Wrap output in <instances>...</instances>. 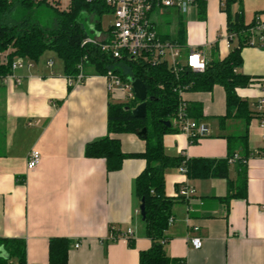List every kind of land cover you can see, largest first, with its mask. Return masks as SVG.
I'll list each match as a JSON object with an SVG mask.
<instances>
[{
  "label": "crops",
  "instance_id": "crops-1",
  "mask_svg": "<svg viewBox=\"0 0 264 264\" xmlns=\"http://www.w3.org/2000/svg\"><path fill=\"white\" fill-rule=\"evenodd\" d=\"M185 11L179 17L186 25L187 48L202 49L208 63L226 58L231 46L225 41L228 17L222 0H208L203 12L198 6ZM237 13H243L249 25L256 15L264 14V0H234L232 17ZM44 55L38 62L28 60L32 66L15 72L20 85L14 80L0 81V238L24 240L27 264H50L53 238L71 241L68 264H139L140 252L152 246L144 234L141 203L135 194L136 178L146 163L130 158L121 170L108 172L104 159L85 155L87 144L108 135L109 104L129 102L128 92H110L107 79L93 67L85 69L82 84L71 86L63 63ZM242 58L240 73L264 77V48L246 47ZM238 94L254 112L264 95L260 84L239 89ZM183 99L201 105L202 117L193 119L205 123L210 135L191 145L184 133L168 134L164 137L166 154L226 158L227 137L243 134L245 123L229 120L220 127L217 118L226 114L224 88L187 92ZM118 138L127 154L145 150L146 143L137 134ZM249 148L253 155L243 168L231 164L228 180H193L179 168L166 171V196H177L186 183L196 191L187 202L179 199L173 207L174 222L165 247L169 257L187 264H264V130L259 119L249 127ZM34 149L42 160L29 171L27 158ZM237 192L229 201L221 199ZM112 229L118 233L132 230L135 247L129 246V239L112 241ZM194 237L202 239V248L192 246ZM76 244L80 247L75 248Z\"/></svg>",
  "mask_w": 264,
  "mask_h": 264
},
{
  "label": "trees",
  "instance_id": "trees-1",
  "mask_svg": "<svg viewBox=\"0 0 264 264\" xmlns=\"http://www.w3.org/2000/svg\"><path fill=\"white\" fill-rule=\"evenodd\" d=\"M234 0H222L223 11L227 14V34L235 35L238 46L220 61H211L204 73H195L184 68L175 74L166 64L152 65L137 60L113 59L93 45L83 46V40L88 36L79 18L89 15L98 29L101 28V18L110 13L102 2L72 0L69 8L60 10V0H0V81L11 73L12 64L17 58L38 62L48 51L56 53L64 66L67 78L76 77L83 65L84 69L93 67L98 75H106L109 71L124 80H141L148 93L147 116L145 119L135 118L132 110L141 102L138 99L126 103H110L108 110V135L87 144L85 155L91 159H104L108 172L121 170L126 159L140 158L146 163L144 170L136 178L135 194L140 203L145 201L146 216L142 221L144 234L151 239L149 250L140 252L139 264H187L185 260L168 256L166 244L167 231L173 218V207L181 199L178 196L168 197L165 194L166 171L174 168H185L188 179H229L230 160L240 155L237 163L243 168L244 162L253 155L249 148V127L254 119H261L252 110V105L239 94V89L252 88L264 81V77L247 76L240 73L243 67L242 50L250 46L254 36L252 29L254 21L245 24L243 13L232 17L231 6ZM48 5L57 15L56 24L45 28L33 20V11L37 6ZM206 2L199 1L200 12L205 9ZM21 7L29 17L14 26L6 25L5 18ZM182 48L186 49L187 31L183 18L180 16L175 36L165 35ZM234 41V40H233ZM232 41V42H233ZM9 54L5 55L7 52ZM5 55V56H4ZM216 86H221L226 94V114L218 117L220 127L224 128L229 120H240L245 123V131L239 136L227 137L229 154L224 159H186L170 157L165 152L164 137L179 133L173 122L180 105V91L211 92ZM191 118L202 117V107L185 101ZM129 108V110H127ZM169 122L170 127L165 123ZM147 129V136L141 137L146 143L141 153L127 154L122 150V134H137ZM199 141L190 140V144ZM243 179V174L241 173ZM229 183V182H228ZM247 183L243 180V189ZM232 189L233 184L229 183ZM238 196L228 194L224 199ZM244 196V195H243ZM129 246L135 247V239H129ZM71 241L66 238H53L49 243V263L68 264ZM0 264H27L26 243L17 238H0Z\"/></svg>",
  "mask_w": 264,
  "mask_h": 264
},
{
  "label": "built area",
  "instance_id": "built-area-1",
  "mask_svg": "<svg viewBox=\"0 0 264 264\" xmlns=\"http://www.w3.org/2000/svg\"><path fill=\"white\" fill-rule=\"evenodd\" d=\"M88 2H102L108 8L114 17V23L108 30L104 31L102 27L98 29L95 26V37L87 36L82 45H93L109 55L113 59L137 60L139 62L150 63L152 65L166 64L171 70L178 74L184 68L195 73H204L207 70L208 61L204 51L198 48H182L171 39L163 38L157 30V26L153 21V15L163 10L174 9L182 12L191 8H196L199 1L207 2L208 0H86ZM66 3L64 9L69 8L72 0H60L62 7ZM223 7V4H222ZM254 36L250 40V46H260L264 48V14H258L254 18V28L252 29ZM235 35L225 37L227 46H231L235 40ZM32 66L27 59L17 58L12 64L11 73L3 78L2 82L7 83L14 80L17 85L22 83L21 78L15 75L17 70ZM53 63H50L52 66ZM79 74L76 77L68 78L71 86L82 84L86 79L85 69L83 65L79 66ZM107 79L108 89L110 92L116 90H124L128 92V100L132 101L136 97L134 95L132 83L129 80L122 79L121 76L109 71L103 75ZM261 90L264 94V81L260 83ZM183 91H180V105L177 116L173 125L180 133H184L190 140L200 141L210 135L209 127L202 121L191 118L187 111V105L183 99ZM256 113L262 117L260 119V127L264 130V95L255 104ZM264 156V151L262 152ZM42 160V156L38 150H31L27 158V169L29 171L36 169ZM240 155L236 154L231 160V164H237ZM245 164L247 163L244 162ZM181 173L185 174V168H180ZM196 191L187 183L182 185L177 196L179 198L189 200L195 195ZM174 222L172 218L170 225ZM199 228H195L198 231ZM119 238L132 239L133 232L118 233L114 229L111 230L110 239L116 241ZM195 249L203 246L202 239L194 237L190 239ZM80 244H76L75 248H79Z\"/></svg>",
  "mask_w": 264,
  "mask_h": 264
},
{
  "label": "rangeland",
  "instance_id": "rangeland-1",
  "mask_svg": "<svg viewBox=\"0 0 264 264\" xmlns=\"http://www.w3.org/2000/svg\"><path fill=\"white\" fill-rule=\"evenodd\" d=\"M61 6V5H60ZM66 7V3L62 4L60 10H64ZM187 11L178 12L174 9L171 10H163L159 13H155L153 16V21L157 25L158 31L160 34L174 35L177 29L178 17L179 15L186 14ZM29 17V14L22 9L21 7H17L12 14L5 18V24L8 26H14L19 24L23 19ZM56 12L55 10L44 4L37 6L33 11V20L39 23L41 26L45 28H51L56 24ZM80 23L83 25L86 30L88 36L95 37L97 34L94 32V27L96 26V22L87 14H83L79 18ZM101 27L104 31L108 30L110 26L114 23V17L112 15H103L101 18ZM238 46L237 40H234L231 45V51H233ZM248 47H257L260 46H248ZM246 48V47H245ZM50 55L55 58L57 64H61L60 61L54 52H48L45 55ZM44 55V56H45Z\"/></svg>",
  "mask_w": 264,
  "mask_h": 264
},
{
  "label": "water",
  "instance_id": "water-1",
  "mask_svg": "<svg viewBox=\"0 0 264 264\" xmlns=\"http://www.w3.org/2000/svg\"><path fill=\"white\" fill-rule=\"evenodd\" d=\"M129 81L132 83L133 91L136 99H138L141 102L135 109L132 110V114L135 118L145 119L147 116V100H148L147 88L141 80L131 78L129 79ZM127 110H129V108ZM165 124L168 127H170L169 122H166ZM137 135L140 137H146L147 129L144 128L143 130L139 131ZM140 214L142 220H145L146 210H145L144 200H142V203L140 205Z\"/></svg>",
  "mask_w": 264,
  "mask_h": 264
}]
</instances>
